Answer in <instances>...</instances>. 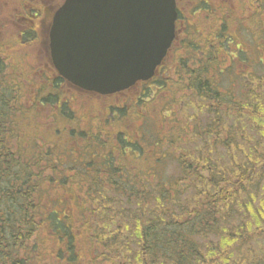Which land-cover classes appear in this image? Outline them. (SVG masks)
<instances>
[{"label":"trees","instance_id":"obj_1","mask_svg":"<svg viewBox=\"0 0 264 264\" xmlns=\"http://www.w3.org/2000/svg\"><path fill=\"white\" fill-rule=\"evenodd\" d=\"M23 1L20 5L19 0H14L19 5L15 7L18 11L14 9L18 16L26 5H32L31 0ZM240 2L251 7L258 0ZM20 23L23 24L22 21ZM211 30L209 27L206 39H210L208 41L213 51L204 50V53L211 62L210 68L215 69L216 55L228 49L229 41L222 44L225 35H213L209 33ZM35 36L33 27L31 31L23 29L15 36L13 43L21 47L23 40ZM32 41L29 39L25 42ZM174 47L175 43L162 67L172 55ZM198 47L196 44L195 50L201 53ZM3 49L0 46V51L4 53ZM10 53L17 54L13 48ZM10 53L5 52L9 56ZM11 61L14 63L7 64L0 54V264H76L84 241L92 250L87 258L90 264H227V259L240 242L247 245L250 240L264 238V206L261 208L264 200L258 199L259 190L264 186V108L259 101V98L262 101L264 98L259 94V87L261 85L260 93H264V86L260 78L246 88L245 96L234 98L229 91L219 95L210 75L206 77L199 69L194 70L188 64L179 63L176 86H180V91L185 93L183 98H189L195 107L198 105L200 108L190 118L198 120V123L205 122L206 129L197 133L205 139L202 142L204 152H190L177 157L178 178L162 181L159 180L162 178L159 175L161 172L156 166H166L170 150L162 155L150 154L149 159L155 165L147 164L146 172L140 170L142 173H138L135 170L134 178H131L128 163L122 158L116 165L107 160L102 164L95 160H83L77 151L87 153L83 150L92 146L91 149L102 155V161L112 152L118 157L125 151L138 157L142 148L140 151L133 141L128 145L123 143L119 148L115 145L113 151L108 150L109 139L107 141L104 134H96L89 140L85 128H50L57 122L53 119L47 120V131L33 137L21 125L20 117L25 108L17 104L24 97L22 79L25 66L18 60ZM7 66L19 69L18 82L12 83ZM159 74L155 81L159 80ZM47 80L50 87L63 82L62 77L57 76H49ZM250 82H253V78ZM147 83L139 82L128 90L100 98L99 112L102 118L106 119L103 112L110 114L113 103L102 100L112 98L115 101L123 97L121 116L129 118L126 124L131 122L135 125L142 107L137 112L135 108L144 101L143 90H147L153 82L148 83L149 87ZM42 87L46 86L43 84ZM25 88L24 85V91ZM54 88L56 90L50 91L41 100L27 94L32 97L31 104L41 102L50 108L56 105L65 108L72 95L81 96V92L75 88H71L75 93L70 91V94ZM45 98L50 101H43ZM232 107L236 117L234 122L243 123L242 131L239 127L230 131L224 129L226 119L222 118L231 116ZM151 108L157 113L160 111L155 106ZM13 111L18 119H10ZM205 115L212 119H196ZM110 138L116 140V134H111ZM102 147L109 153L103 155L100 151ZM220 149L227 151L228 155L219 154ZM235 152L239 155H235ZM70 157L72 160H69ZM126 157L129 156L126 154ZM143 173L150 179L143 178ZM152 181L150 187L155 188V192L148 193L143 187ZM132 191L134 197H129ZM144 191L148 195L141 194ZM110 193L122 196L124 201H114ZM186 193L189 195L184 196ZM50 197L55 199L51 202ZM135 197L140 206L145 204V200H156L160 213L154 215L158 205H153L149 217H146L149 222H144L143 215L133 216V211L129 215H117L114 210L110 211L112 206ZM63 198H68L70 202L57 210L51 208L52 203L59 206ZM257 203L259 206L255 207ZM79 204L85 207L82 214L75 210ZM236 208L242 216L241 222L224 226L234 219ZM250 216L255 221V228L251 230L250 224L245 225V219ZM77 219L85 222L80 234L73 227ZM77 228L79 231V224ZM109 229L114 231L105 234ZM210 234L218 237L217 242L209 239ZM116 241H119L120 247L114 244ZM200 248L205 249V255ZM251 254L243 256L251 258ZM235 264L240 263L235 260ZM250 264H264V255L256 257Z\"/></svg>","mask_w":264,"mask_h":264},{"label":"rangeland","instance_id":"obj_2","mask_svg":"<svg viewBox=\"0 0 264 264\" xmlns=\"http://www.w3.org/2000/svg\"><path fill=\"white\" fill-rule=\"evenodd\" d=\"M44 1V5L50 4V0ZM54 1L55 0H52V3ZM19 2L20 5L24 3L23 0H19ZM209 2H212V4ZM220 3L221 6L219 8L213 7ZM15 6L19 5L17 2H14V0H0V46L7 50L5 51L3 49L4 53L1 50L0 54L1 58L6 60L9 65L14 63L11 60H18L25 66V74L22 79V93L24 94V97L17 103L19 106L22 105L25 108L23 116L20 117L21 125L28 133L32 134L33 137L34 134L41 135L42 132L44 133V131H47L49 125L47 120L52 121V119L56 120L58 123L56 122L55 125L49 126L50 128H56V126H60V129L66 127L70 128L72 126L77 129L85 128V133L89 140L96 134H99L100 136L104 134L106 140L108 141L109 139L108 150L111 149L112 151L115 145L117 146L116 148H119L123 143L128 145V142L133 141L134 145L140 147V151L142 148V152L138 157H134L133 154L129 152L126 153V151L122 153V156L118 157L112 152V155L105 156L102 161V155L99 154L98 151L96 152L95 149H91L92 146L87 150H83L87 153L77 151V155L79 157L82 155L83 160H95L102 164L107 160L116 165L117 162L120 163L119 159L122 158L124 162L128 163L131 178H134L133 173H135V170L138 171V173H142L148 171L147 164H149V166L155 165V163L149 159L150 154L154 153L162 155L167 152V150H170L166 158V166L164 167L162 164L156 166L159 172H161L159 175L162 178L159 180L177 179L180 172L176 158L190 152L193 154H199L203 150L202 142L205 141V139L197 135V133L203 132V128L206 129L205 122L202 121L201 123H198V120L194 121L190 118L192 114L197 110H200V108H198V105L195 107L189 98H183L182 95H185V93L180 91V86H176V79H179L176 77V70L177 68H180L179 63L183 62L185 65L188 64L190 67H193L194 70L199 69V71L206 77L210 75L209 78L211 77L213 79L215 85L212 84L215 91L219 92V95H223L224 91H229L231 92L230 95L234 98L236 96L243 97L246 95V88L250 85L252 86L255 82H258L259 78L263 81L262 84L264 86V0L254 2L251 7H249L248 4L241 3L240 0H207V3H204L202 0H185V4H183L181 11L185 17V26L187 25L184 30V33L186 34V42L180 43L177 48L175 44L172 55L167 58L165 65L160 70L159 80L150 84L151 86L147 88V92L143 96L144 101H141L135 108V112L141 107L143 109L147 107L150 111L149 107L145 104H149L150 108L155 106L160 110L158 116L161 120L153 119L151 117L148 119H141L138 116L139 118L136 119L135 125L131 122L126 124V121H129L127 119L107 120V117L110 118L111 114L105 112H103V114H106V116H104L106 119H103L99 112V108L94 107L95 103L93 99L83 98L81 100L75 95L71 96L66 103V106H72L76 103L75 110H77L71 112L65 107L63 110L66 111L67 116L63 117L55 107L50 108V106H46L41 102L37 105L31 104V96L36 97L39 93L44 96L46 90H49L51 87L49 82L45 81V77L40 75V73H33L32 68H34L39 62L34 59L37 45L24 43L20 47L13 43L15 36L19 34L24 27V25L20 23L22 21L21 17L14 11ZM213 25L219 26L218 33L220 35L222 33L225 35V38L221 40V43L223 44L229 41L227 44L228 49L224 52L217 53L216 55L217 61L215 65L213 64L215 69L210 68L211 62L207 59L206 54L204 53V50L207 52L213 51L211 42L208 41L210 39H206L209 27ZM196 44L199 46L198 49L202 50L201 53L198 52V50H195ZM11 48H13L17 54L10 53ZM5 52H9L11 55L9 56L5 54ZM26 52L27 55L24 56ZM21 55L23 56L22 60H20ZM7 68L12 77V83L15 81L18 82L20 80L18 76L19 69H14L8 66ZM252 78L253 82H250ZM246 82L248 83L247 85H245ZM43 84L46 86L45 88L42 87ZM24 85L26 86L25 91ZM42 90L45 92H42ZM260 91L261 85L259 87V94L263 97L264 93H260ZM68 93L70 94V92ZM27 94H30L31 96L29 97ZM102 101L114 102L112 98ZM259 101L261 107L264 108V98L263 101L262 98H259ZM175 104L176 106H174ZM173 106L176 113L172 112ZM230 110L231 116H223L222 118L226 119L223 123L224 129L230 131L239 127L240 131H242L243 123L240 121L239 123L234 122V119H236L235 114L233 113L234 107ZM15 113V111L12 112L13 117L10 119H18L17 116H14ZM17 114L19 115V113ZM150 115L152 117L155 116L153 113H150ZM75 117H77V119ZM196 119H212V117L205 115ZM120 131H122V134H119ZM111 134L114 136L116 134V140L115 138H110ZM123 137H126L127 139L125 138L126 140H122L121 138ZM50 138L53 139V136H50ZM153 147L154 149H157L155 151L154 149H146ZM243 149L244 147H242L240 151L242 152ZM108 150L105 147L100 148L103 155L109 153ZM218 153L228 155V152L224 149H220ZM126 154L129 157H126ZM234 154L239 155L237 152ZM212 159L215 160V157L212 156ZM69 160H72V158L70 157ZM133 165L134 167L132 168ZM143 178H146L147 180L150 179L144 173ZM153 182L154 181L143 187L148 193L151 191L155 192V188L150 187ZM146 191L141 192V194L148 195ZM259 194L260 196L259 198L257 196V198L264 200V186L260 188ZM187 195H189V193L184 194V196ZM109 196L113 198L114 201L118 199L124 201L122 196L114 193H110ZM137 196L140 195L137 194ZM129 197H134L133 191L129 193ZM49 200L51 202L53 201L51 197ZM137 201V198H128L125 202L112 206L110 211L113 212L114 210L117 215L120 213L129 215L133 211V216L143 215L142 221L144 222H149V220H146V217H149L153 205H158L155 207L154 215L160 213L158 211L159 204L156 200H145L143 206L138 205ZM68 202H70L68 198H63L62 203L59 204V206L56 203H52L51 208L57 210L60 206L65 205ZM164 205L165 204L163 203V206ZM236 206L237 204H235V207ZM257 206H259L258 203L255 207ZM263 206L264 204L261 205V208ZM84 208V206L79 204L78 208L75 210H78L79 214H82ZM236 209L234 219L227 221L224 226L239 224L241 222L240 218H242V216L239 214L238 208ZM252 217L253 216H250L245 219V225H247V223L250 224V230L255 228V221ZM82 221L83 220L81 219H77L73 224L75 232H78L79 234L84 230L85 222ZM77 224H79V231ZM113 231V229H109L105 234ZM209 239L215 243L217 242L218 237L210 234ZM114 244L120 247L119 241L114 242ZM80 248L82 253L78 255L76 264H90L89 261L87 262V258L92 254L91 247L86 245V241H84ZM200 251L205 255V249L200 248ZM250 252L254 255L251 254V258L243 256ZM99 254L100 252L97 253L96 256ZM262 255H264V238H255L253 241L250 240L247 245H243V243L240 242L236 251H233L227 259V264H235V260H238L240 264H250L253 259ZM93 264L95 263L93 262ZM161 264H167V262H161Z\"/></svg>","mask_w":264,"mask_h":264},{"label":"water","instance_id":"obj_3","mask_svg":"<svg viewBox=\"0 0 264 264\" xmlns=\"http://www.w3.org/2000/svg\"><path fill=\"white\" fill-rule=\"evenodd\" d=\"M175 0H65L49 53L78 87L110 94L152 77L174 37Z\"/></svg>","mask_w":264,"mask_h":264},{"label":"flooded vegetation","instance_id":"obj_4","mask_svg":"<svg viewBox=\"0 0 264 264\" xmlns=\"http://www.w3.org/2000/svg\"><path fill=\"white\" fill-rule=\"evenodd\" d=\"M204 3H207V0H202ZM63 2V0H55L52 3V0H50V4L49 5H44L43 3H45L44 0H31L32 5L25 6V10H22V12L19 14V16H21V20L24 24L23 29H26L27 31H31V28L33 27V32L36 34V36L34 38H28L26 40H23L24 43H29V44H36L37 45V51L34 53V59L38 60V64L32 68L33 73H40V75H42L45 81H48L47 79H49V76H57L60 77L58 75L57 70L54 68V66L52 65V62L50 61V54H49V39H48V35H49V30H50V26H51V21H52V15L53 12L58 8V6ZM185 4V0H176V20H175V36H174V40L172 45L175 44H180V43H184L186 42V34L184 33V30L186 29L187 25L185 26V22H184V16L182 14L181 8L183 7V4ZM212 4V2H209ZM213 6V5H212ZM221 6V4L217 5V6H213L214 8L217 7L219 8ZM16 7V6H15ZM14 7V9L16 11H18L16 8ZM23 13V15H22ZM218 21V20H215ZM212 21V22H215ZM22 24V25H23ZM212 30L209 32L211 34H215L216 36L218 35V28L219 26L213 25L211 26ZM223 32V30H222ZM223 35V33H222ZM219 36V35H218ZM29 39H33L32 42H25ZM172 48V46H171ZM170 48V49H171ZM12 49V48H11ZM170 52V50H169ZM168 52V54H169ZM162 66L159 67V70ZM156 76H154L153 78H151L150 80L146 81V82H150L155 80ZM147 83V84H148ZM54 87L59 88L60 90H64V92H70L72 91V89H77L78 91H80L81 93V100L83 98H88L90 97L91 99L94 100V107H98L99 108V104H100V98H103L101 95L95 94V93H88V92H84L72 85H70L69 83L65 82L63 80L62 83L60 84H56L55 86L51 85V88L49 90H46V93L43 95L37 94L36 96L39 97V99H43L44 97L48 96V93L52 90H56ZM149 87V84H148ZM42 92H44V90H42ZM73 93H75V91H72ZM147 92V90H143L142 92V96ZM113 95V94H112ZM110 95V96H112ZM77 96V95H75ZM43 101H50L49 99L43 100ZM124 102V98H117L113 103H112V108L110 110V114L111 117L109 119H129L128 117H123L121 116L120 110L122 109V104ZM115 105V106H114ZM146 106L149 107V104H145ZM75 106L76 103L72 106H67V109L71 112H75ZM55 109L63 116H67L66 111H64L61 106L56 105ZM150 109V107H149ZM95 110V109H93ZM151 110H153L151 108ZM173 113H176V110L174 109L172 111ZM150 111L146 108H141L140 112H139V117L141 119H148L149 117L153 118V119H160V117H158L157 115H155L154 117H152L150 115ZM77 119V117H75Z\"/></svg>","mask_w":264,"mask_h":264},{"label":"bare ground","instance_id":"obj_5","mask_svg":"<svg viewBox=\"0 0 264 264\" xmlns=\"http://www.w3.org/2000/svg\"><path fill=\"white\" fill-rule=\"evenodd\" d=\"M17 243V242H16ZM16 245V244H15ZM15 249V248H14ZM9 258V257H8Z\"/></svg>","mask_w":264,"mask_h":264}]
</instances>
